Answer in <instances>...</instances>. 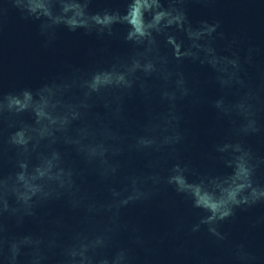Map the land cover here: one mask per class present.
I'll return each mask as SVG.
<instances>
[{
  "label": "water",
  "instance_id": "obj_1",
  "mask_svg": "<svg viewBox=\"0 0 264 264\" xmlns=\"http://www.w3.org/2000/svg\"><path fill=\"white\" fill-rule=\"evenodd\" d=\"M43 2L0 0V264H264V0H159L144 36L135 0Z\"/></svg>",
  "mask_w": 264,
  "mask_h": 264
},
{
  "label": "clouds",
  "instance_id": "obj_2",
  "mask_svg": "<svg viewBox=\"0 0 264 264\" xmlns=\"http://www.w3.org/2000/svg\"><path fill=\"white\" fill-rule=\"evenodd\" d=\"M32 10L36 11L37 9H44L47 12L46 5L44 4L43 0H32L31 4ZM152 7H159V0H135V4L133 5V9L129 15V17H125V19L131 20V22L135 25V33L133 35H136L139 33V35L144 36L147 34L146 32V27L143 21V10L145 8H152ZM69 8H76L77 9V15H83L82 10L80 9L79 5L72 4V5H67L65 8V11H67ZM50 14V13H49ZM166 16H171V13L166 12V11H160L157 12L154 18V22L152 24H149L147 27H153L156 24H159V22ZM95 19L99 21L100 23H109L111 22L114 18L111 16H106L103 19H101L99 16H97ZM181 16L177 15L176 17H173L172 19H169V23L174 22V20H180ZM78 21L73 17L69 23L71 24H76ZM179 49V45L177 46ZM179 54V52H178ZM99 79V78H97ZM26 101L31 99V94L30 93H25ZM26 101H21L18 98H14L11 103L15 105H19L21 109L25 108L28 106ZM41 115H44L43 112L40 113ZM17 142L20 143H25L26 141L24 140V134L18 133V140ZM44 173L41 172V175ZM250 175V169L246 167L244 163H241L238 167V170L236 172V176L233 178L232 186H230L228 189H225L224 191L226 192V196L221 198L220 200L214 199L211 195L208 193H203L201 194V189L199 187L195 188L196 195L199 197L197 200L198 204H202L205 207L211 208L214 216L211 217L210 219L215 218V214H219L221 218L228 216L231 212V208L228 207L229 203H240L241 201L238 199L239 193L246 187H249L250 184L248 183H238L240 180H248V177ZM21 179H24L23 175L21 176ZM181 185L184 184V181L182 178H177ZM253 197L256 196H264V191L257 192V190H253L252 193ZM248 197H244L245 202L247 201Z\"/></svg>",
  "mask_w": 264,
  "mask_h": 264
}]
</instances>
